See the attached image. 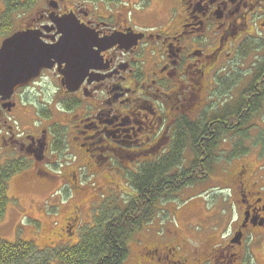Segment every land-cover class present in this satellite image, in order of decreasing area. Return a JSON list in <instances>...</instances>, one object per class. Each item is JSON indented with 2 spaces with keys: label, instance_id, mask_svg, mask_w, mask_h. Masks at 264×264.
I'll return each mask as SVG.
<instances>
[{
  "label": "flooded vegetation",
  "instance_id": "af4514ba",
  "mask_svg": "<svg viewBox=\"0 0 264 264\" xmlns=\"http://www.w3.org/2000/svg\"><path fill=\"white\" fill-rule=\"evenodd\" d=\"M0 4V48L19 33L36 37L46 51L67 33L71 45L55 51L49 67L25 86L0 94V234L26 232L21 221L2 232L10 209L15 217L25 212L18 194L8 196L14 175L23 191L63 182L68 196L57 217L44 211L47 199L27 207L47 218L39 234H50L28 244L38 254L54 251L63 235L81 234V220L89 218L92 227L100 217L103 199L96 207L97 195L85 181L106 190L104 198H119L128 174L169 157L180 138L175 127L184 123L194 134L184 139V168L193 167L191 142H199L197 154L216 161L198 185L221 184L228 194L223 202L236 198L237 220L227 225L225 246L205 241L182 252L176 248L183 244L180 230L167 238L153 232L140 258L147 264H241L253 256L252 247L263 251L264 182L252 179V163L241 159L251 143L264 144V0H21L8 18ZM81 38L82 46L76 43ZM217 168L226 174L218 182L212 176ZM200 202L199 194H188L182 208L197 215ZM28 210L24 218L31 220ZM14 240L0 236L9 245L27 243L17 235ZM220 255L229 260L221 263Z\"/></svg>",
  "mask_w": 264,
  "mask_h": 264
},
{
  "label": "trees",
  "instance_id": "16d2710c",
  "mask_svg": "<svg viewBox=\"0 0 264 264\" xmlns=\"http://www.w3.org/2000/svg\"><path fill=\"white\" fill-rule=\"evenodd\" d=\"M3 2L6 4L4 6L7 10L5 14L7 18L12 9L14 11L21 9L18 0H3ZM184 125L178 123L175 127V134L180 138L174 141L169 157L155 164L145 163L139 167L136 175L128 174L125 178L128 189L131 190L126 204L115 197L104 198L100 217H95L94 226L84 228L81 234H78L80 236L74 246L59 245L54 251H47V254L55 258L59 264H125L128 257L127 243L131 236L152 220L154 212L161 203L175 200L176 196L179 198L180 194L182 195L181 191L185 193L186 190L204 186L198 184L208 178L211 171L209 163L216 161L213 158L199 156L196 150L199 142L192 141L191 146L196 151L195 153L193 150L195 158L193 163L196 167L192 163L189 165L193 166L192 168H184L181 151L186 144L184 139L194 138V134L185 129ZM179 166H182V169H179ZM200 197L203 199L202 196ZM186 200L187 195L181 202L185 203ZM122 204L123 208H120ZM172 208L177 211L180 207L172 206ZM33 254L36 255L37 252L28 243L19 241L15 245H9L0 242V264H24ZM46 257L37 260L34 264H52Z\"/></svg>",
  "mask_w": 264,
  "mask_h": 264
},
{
  "label": "rangeland",
  "instance_id": "374dc122",
  "mask_svg": "<svg viewBox=\"0 0 264 264\" xmlns=\"http://www.w3.org/2000/svg\"><path fill=\"white\" fill-rule=\"evenodd\" d=\"M18 3L21 5V0H18ZM2 8L3 6L0 4V9ZM13 12L14 10L12 9V13ZM256 145L259 146V148H257ZM256 145H251V148L247 153L248 156L246 158H242L241 162H247L250 164L252 163V169H250L254 174L251 175V178L258 179L260 180V182H264V144L262 143L261 145ZM59 161L63 164V161L66 163L67 160L63 158L61 159L60 157ZM235 163L238 162L235 161ZM14 176L10 179L8 184V196L18 194L22 202V207L24 208L26 213L24 211L16 212L17 216L15 217V212L10 209V211L12 212L8 211L5 219L7 225L4 229H2V232H11L14 221H21L22 228L26 232L25 234H0V236L6 237L9 241H11L9 243L13 244V242L15 241L14 238L17 235L18 240L30 243L34 246V243H32L34 239L35 242L38 243L40 239L49 237L50 234H39L41 225L44 222H47V218L42 214L39 215L37 212H35V209L27 207L29 205L34 206L40 204L42 201L47 199L45 201V204L47 206L44 208V211L51 214L54 212L55 217H57L56 213L58 204L63 202V197L68 196V192L65 188L62 187V181L54 183V186L46 185L44 187V185L39 184L38 187H31L32 189H28L25 191H23L22 189L18 190V186L14 181ZM212 176L214 180L218 182L223 176H226V174L222 173L220 169L217 168ZM97 182L98 185H101L99 179ZM85 183V187L89 190V192L97 195V203L94 204L97 207L99 202L104 199L105 196L103 195H106V190H98V187L90 186L89 181H85ZM218 185L221 186V184ZM219 186H217V184H214L210 187H207L206 185L197 186L193 190H186L185 193H182V195L180 194L179 198L178 196H176L175 200L172 199L168 201V203L160 202L161 205L157 207V210L154 212V217L150 221V223L144 225L143 228L139 231H136L128 241V257L125 264H138V262L140 264H147L146 261L143 262V260L140 258L139 248L144 243V241H146L147 238L152 235L144 234L146 233V230H148L150 227H152V229L157 228L156 223H158V228L160 230V233L158 235L166 238L171 235L172 231L175 230V224L177 225L176 229L180 230L179 234L183 237V244L181 243L180 246L175 245L174 243L173 244L175 245V247L178 246L176 248H178L179 251L181 249L182 252H186L189 248L194 247V245H198L200 247V245H202L205 241H207L208 245L212 244L214 248L225 246L227 240L229 239V234H227V225H229L232 218H235L234 220H237L238 206L236 204L235 197L228 198L227 200H229V202L227 203L221 202V199H225V197H228V194L226 193V191H220ZM130 194L131 191L127 188L125 192L123 191L118 193L119 198L116 197L115 194H112L110 195V197H106V199L115 197L118 200L121 199L123 204H126L129 200ZM188 194H200V196L203 197L202 202L198 204L199 210L197 215L186 214L185 208L183 209L182 207H180L177 211L172 210V206H182L184 202L181 201H184L186 195L188 196ZM123 204L120 205V208H123ZM165 204L168 205L166 206ZM28 209L32 210L31 216L33 219L31 220L28 217L24 218V214H27L29 212ZM12 215L13 217H11ZM174 216L176 219H174ZM89 222H91L89 218H84L83 220H81L79 224L80 230L82 231L84 228L91 226ZM47 224L48 223H46V225ZM212 227H214L215 229H212ZM34 232H37V234ZM79 236L80 235L77 234L75 235V237L66 240L63 235L60 242H55L56 245L54 246V250L57 245H61L63 247L74 246V241H76V238H79ZM168 239L170 240V237ZM47 251L42 254H33V256L30 259L26 260V263L24 264H34L37 260L46 256V258H48L52 264H59L58 261L55 260V258L53 259L52 256H49L47 254ZM251 252L253 253V256H250L248 259H246V262L242 261L241 264H255L256 262L257 264H261L260 261L262 262V264H264V248L263 251H257L254 249V247H252ZM220 260H222L221 263H224L227 262L229 258L227 257V255H220L219 261Z\"/></svg>",
  "mask_w": 264,
  "mask_h": 264
},
{
  "label": "water",
  "instance_id": "95a60500",
  "mask_svg": "<svg viewBox=\"0 0 264 264\" xmlns=\"http://www.w3.org/2000/svg\"><path fill=\"white\" fill-rule=\"evenodd\" d=\"M67 34L50 51H46L36 37L27 34H15L4 40L0 49V94L5 96L15 87L24 86L35 78L41 69L49 67L48 61L55 51H64L65 48L70 50ZM80 41L83 38L76 43L82 46ZM69 58L67 56L65 61L67 70H71L73 64Z\"/></svg>",
  "mask_w": 264,
  "mask_h": 264
}]
</instances>
